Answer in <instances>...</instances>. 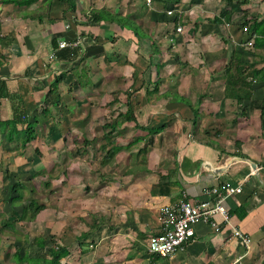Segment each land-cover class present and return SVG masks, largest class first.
Masks as SVG:
<instances>
[{"label":"crops","instance_id":"0c3cea01","mask_svg":"<svg viewBox=\"0 0 264 264\" xmlns=\"http://www.w3.org/2000/svg\"><path fill=\"white\" fill-rule=\"evenodd\" d=\"M93 11L105 19L88 23ZM244 18L256 20L249 32L239 28ZM250 33L252 46L246 44ZM63 40L73 44L59 47ZM0 55V79L11 93L0 97V121L12 119L18 107L27 122L17 126L19 139L9 140L11 128L0 126V264H19L18 250L23 257L36 256L28 245H38L23 232L28 221L19 220L22 203L12 200L13 182L6 179L36 175L46 157L50 166H60L69 132L65 122L75 131L93 119L92 107L100 108L101 101L118 102L106 108L110 120L130 102L136 121L118 124L112 135L119 136L111 135V143L103 126L100 143L83 128L84 148H76L74 159L80 163L88 151H104L101 165L122 162V174L93 178L98 185L88 179L80 196L90 198L96 210H71L48 222L68 230L57 236L74 248L62 264H264V0H75L74 9L68 0H0ZM232 58L231 72L245 71L238 81L225 78ZM61 72L65 79L56 95L52 83ZM230 83L231 90L241 87L251 94L239 102L235 90L228 92ZM122 84L127 94L118 92ZM71 103L91 107L77 118L79 112L68 110ZM28 123L35 126L34 138L24 145ZM45 134L50 139L38 143ZM142 143L135 163L133 149ZM113 146L116 153L106 156ZM241 184L240 192L224 194L230 220L218 218L219 231L199 221L173 256L149 251L151 236L162 231L161 206L182 199L214 202L213 190ZM6 220L14 221V229ZM236 229L250 237L249 245ZM85 232H90L85 239L77 238Z\"/></svg>","mask_w":264,"mask_h":264},{"label":"rangeland","instance_id":"374dc122","mask_svg":"<svg viewBox=\"0 0 264 264\" xmlns=\"http://www.w3.org/2000/svg\"><path fill=\"white\" fill-rule=\"evenodd\" d=\"M167 72V71H166ZM211 73V72H210ZM210 76V75H209ZM186 79V77H184ZM202 77L198 79V82H200ZM185 80L181 81L183 84ZM125 84H122V87H124ZM111 86V85H110ZM112 87H110V90ZM119 91H125L124 94H127L130 90H128L126 87L121 88V86L118 87ZM184 86L181 87V90L183 91ZM114 93V92H113ZM117 93V92H116ZM134 94V92H133ZM132 94V95H133ZM51 101V100H50ZM84 100H82L83 102ZM50 103V102H49ZM110 106V109L112 107H116L118 105V102H113V104L108 103ZM108 104H105L103 101H101L100 108L99 107H92V110H94V117L93 119H89L87 123H81L79 125V128L73 131L72 128H70V122H65V129H67L69 132H67L64 135V140L66 143V147L62 148V156L65 154V158L63 159L64 161L60 164V166H50L51 161L47 157L44 159L45 165L42 166V168L38 167V165L35 167L38 172H36V175H33L32 177H24V178H19L20 180L26 182L27 186H25V199H31L32 197H35L40 203H44L46 208L43 211V217H39L35 221H29V222H24L23 223V232L29 234V237L31 239L35 238L36 236H47L48 238L55 237L57 238L59 232L62 233L61 236H63L64 233H67L68 230L65 229H60L58 230L57 227L51 224V227H49L48 222H54L57 220L59 217V214H64L67 211L70 212H81V214H86L87 212L91 210H96L97 206L94 205L91 201L90 198H86V195L80 196L81 192L84 191L83 189L84 186L88 183V179H93V178H99V176H111V178H119L120 169L122 162L119 163V165H114L111 167L107 166L103 167V164L101 162L102 155L105 153L104 151L101 152H94V151H88V156L86 155L81 159L78 158L80 163L82 162L83 166L77 162L76 159H74L75 155L78 154V151L76 148H81L83 149V144L82 142L84 141V130L83 128H88L89 133L91 136H95V138L98 139V142H103V136L104 133H102V126L105 124V122L108 120L110 121L111 118H105L109 113H107V106ZM69 109L71 110L70 112H79L77 118L82 117L84 114L87 113V110L91 107L90 105L86 103H71L69 105ZM119 108H124L126 107L125 104H121L118 106ZM64 109V106H63ZM96 111V112H95ZM64 113H67V116L70 117L71 114L65 110L63 111ZM140 118H143V115L139 116ZM71 118V117H70ZM89 126H92L90 129ZM81 128V129H80ZM10 133V132H9ZM11 134V133H10ZM18 133L12 134L13 136L16 137ZM113 137L119 136V135H112ZM111 136V138H112ZM41 139L38 140V143L40 141H44L46 137L50 136L48 135H43L40 136ZM10 136H8V139ZM121 138V137H120ZM100 139V141H99ZM73 148L70 152V147ZM128 145L125 146L126 149ZM145 147L144 143L142 144H137L134 149H133V159L134 162L137 163L138 161V151L137 149L139 147ZM131 149V148H130ZM129 149V150H130ZM83 151V150H82ZM132 151V150H131ZM75 152V154H73ZM122 160V157H121ZM126 161H130L129 156L124 157V172L127 174V169L130 166V164H126ZM89 166V168L85 167ZM39 168V169H38ZM120 171V172H119ZM60 174V175H57ZM56 176V177H54ZM127 178V177H126ZM7 180V184H11V182H14L15 178H11V175L9 179ZM95 181H92L94 184L98 185L97 182H101L97 179H93ZM45 181H48V186H46L44 183ZM46 183V184H47ZM3 185V183H2ZM33 189L30 191V189ZM1 189V188H0ZM75 194H78L77 197H75ZM80 196V197H79ZM93 204V205H92ZM65 216V215H64ZM62 218V217H61ZM55 219V220H54ZM21 231H18V233ZM24 233V234H25ZM60 237V236H58ZM30 244H34L33 242H30ZM28 253L32 255H38L42 252V249L37 245H28Z\"/></svg>","mask_w":264,"mask_h":264},{"label":"trees","instance_id":"16d2710c","mask_svg":"<svg viewBox=\"0 0 264 264\" xmlns=\"http://www.w3.org/2000/svg\"><path fill=\"white\" fill-rule=\"evenodd\" d=\"M13 2H18V0H12ZM70 2V7L72 9H74L75 6V0H68ZM230 1H237L238 3L241 2H245L246 0H230ZM222 16H227V14L223 13ZM222 16H217L215 18V20H218L221 22ZM103 15L101 11H93L91 16L89 17L88 23L90 24H96L98 23L101 19H103ZM114 17H112L111 19H113ZM105 19V18H104ZM179 16L177 14H175L172 18V20L174 22H177L179 20ZM256 20L252 21L250 19L244 18L243 21L240 23L239 28L241 31H243V27L245 25H247L250 29L251 25L253 26V24H255ZM252 22V24H251ZM135 27V26H134ZM136 32H138L137 28L135 27ZM252 38V34L250 33L248 36V39ZM247 39V40H248ZM56 45V44H55ZM1 56V55H0ZM239 61V57L237 58ZM233 62V58L228 62L227 66H226V75L225 78L228 79L227 81L231 80L232 78L235 80H240L242 78L241 75H243V73H245V71H242V68L237 67L238 69V73H233L231 72V64ZM241 62V61H239ZM248 77V76H247ZM65 79V73L61 72L60 74H58L54 80V82L52 83V88H51V92L53 94L58 95V88H59V83ZM244 80V79H243ZM246 81H244L245 83ZM247 86H252L251 82H246L245 83ZM227 89L228 92H230L231 88V83L229 85H227ZM230 89V90H229ZM233 89H239V88H234ZM231 90V91H234ZM243 91H245V89L240 87V90H235V94L238 96V101L241 102L243 101V99L245 97H247L248 95L251 94V90L249 89V91L246 93H243ZM10 97L11 93H10V89L7 83V80L5 79H0V97ZM187 103H189V106H192V104L190 102H188L187 100H185ZM55 104H58L57 102ZM21 107V106H20ZM14 110V117L12 119L9 120H5V121H0V126H4V127H10L11 128V134L8 135L10 136L9 140H12V134L15 133V131L17 130V135L16 138L19 139L20 137V131L18 130L17 126L20 123H26L22 120V117L26 116L24 109L23 108H18ZM43 112L46 113L48 111V108L46 106H43ZM131 120H135L136 121V117L133 113L132 110V106L131 103H128V109L123 112V113H119L117 115V117L113 118V120L108 121L107 123H105L103 125V127L106 129V133H105V137L108 139V142L111 143L112 139H111V135L113 133V130L115 128H117L118 124H120L122 121H131ZM262 122L264 125V103L262 105ZM111 127L112 129H110L107 132V128ZM6 130V128H5ZM35 132V126L33 125V123H28L27 128L25 129V136L23 139V144L26 145L27 143H29L33 138V133ZM113 142V141H112ZM103 149H106V145H104L102 147ZM117 151V146H113L110 149L106 150V156H111L112 154H115ZM48 181H45V185L48 186ZM47 183V184H46ZM25 186L26 183L22 180H20L19 178H15V181L12 184V192L14 193L12 200H18V204L21 205V209H22V214L19 217V220H25V221H34L38 215V213L45 209V204L44 203H40L35 197H32L31 199H25ZM28 187V186H27ZM33 189L31 188L30 191H32ZM6 224L11 225L14 229V221L10 222L8 220L5 221ZM70 228L72 229V227L70 226ZM86 233H90V232H85L83 233V235H78L77 238L78 239H85L87 236ZM29 235V234H28ZM65 235V233L63 234ZM84 236H86L84 238ZM29 238V236H28ZM59 238H48L47 236H36L33 240L34 244H38V246L42 249V252L36 256H27V257H23L21 255V252L18 250L16 256H17V260L19 261V264H62V260L66 257H68L70 254L73 253L74 248L72 249V247L70 245H68L67 243L63 242L62 239L59 241ZM72 249V250H71ZM154 256H158L159 255H155Z\"/></svg>","mask_w":264,"mask_h":264},{"label":"built area","instance_id":"2783aa9c","mask_svg":"<svg viewBox=\"0 0 264 264\" xmlns=\"http://www.w3.org/2000/svg\"><path fill=\"white\" fill-rule=\"evenodd\" d=\"M151 1V0H147ZM169 14L173 11L169 10ZM178 31L182 30V26L178 25ZM243 31L249 32L247 25L243 27ZM77 41L75 44L79 43ZM73 42L63 40L59 42V47L72 45ZM246 44L253 45V39H248ZM56 52H52L50 57L53 58ZM242 184L236 187L228 186L225 190L215 189L217 198L212 201H196L192 202L188 199H182L179 202L166 204L160 207L159 215L161 220L162 231L159 234L151 236L149 240V251L160 257H171L179 249L185 246L187 240L194 234V225L199 221L210 224L216 231L220 230L222 218L223 221L230 220L228 209L223 204L224 194H232L240 192ZM225 191V192H224ZM235 235L242 238L244 243L250 244V237L244 234L241 230L236 229Z\"/></svg>","mask_w":264,"mask_h":264},{"label":"clouds","instance_id":"9594fccd","mask_svg":"<svg viewBox=\"0 0 264 264\" xmlns=\"http://www.w3.org/2000/svg\"><path fill=\"white\" fill-rule=\"evenodd\" d=\"M153 254V253H152Z\"/></svg>","mask_w":264,"mask_h":264}]
</instances>
